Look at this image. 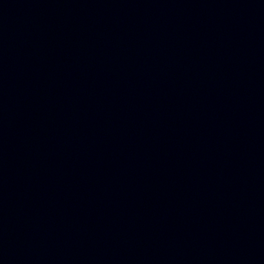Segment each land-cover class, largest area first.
<instances>
[{
    "label": "water",
    "instance_id": "obj_1",
    "mask_svg": "<svg viewBox=\"0 0 264 264\" xmlns=\"http://www.w3.org/2000/svg\"><path fill=\"white\" fill-rule=\"evenodd\" d=\"M0 264H264V0H0Z\"/></svg>",
    "mask_w": 264,
    "mask_h": 264
}]
</instances>
